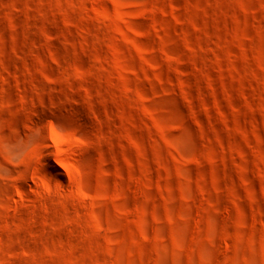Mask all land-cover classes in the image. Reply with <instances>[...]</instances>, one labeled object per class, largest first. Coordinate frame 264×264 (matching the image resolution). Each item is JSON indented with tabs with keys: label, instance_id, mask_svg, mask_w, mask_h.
Here are the masks:
<instances>
[{
	"label": "rangeland",
	"instance_id": "374dc122",
	"mask_svg": "<svg viewBox=\"0 0 264 264\" xmlns=\"http://www.w3.org/2000/svg\"><path fill=\"white\" fill-rule=\"evenodd\" d=\"M0 264H264V0H0Z\"/></svg>",
	"mask_w": 264,
	"mask_h": 264
},
{
	"label": "bare ground",
	"instance_id": "6f19581e",
	"mask_svg": "<svg viewBox=\"0 0 264 264\" xmlns=\"http://www.w3.org/2000/svg\"><path fill=\"white\" fill-rule=\"evenodd\" d=\"M48 167H49V168H52V167H50L49 165H48Z\"/></svg>",
	"mask_w": 264,
	"mask_h": 264
}]
</instances>
